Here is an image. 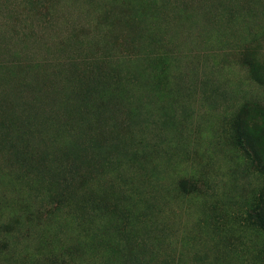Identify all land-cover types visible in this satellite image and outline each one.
<instances>
[{
	"label": "rangeland",
	"instance_id": "obj_1",
	"mask_svg": "<svg viewBox=\"0 0 264 264\" xmlns=\"http://www.w3.org/2000/svg\"><path fill=\"white\" fill-rule=\"evenodd\" d=\"M0 264H264V0H0Z\"/></svg>",
	"mask_w": 264,
	"mask_h": 264
}]
</instances>
